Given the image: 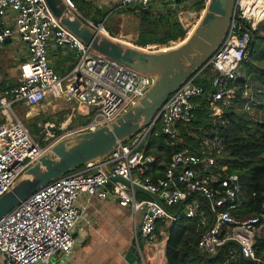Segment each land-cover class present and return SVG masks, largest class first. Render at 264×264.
Masks as SVG:
<instances>
[{"label":"built area","instance_id":"2783aa9c","mask_svg":"<svg viewBox=\"0 0 264 264\" xmlns=\"http://www.w3.org/2000/svg\"><path fill=\"white\" fill-rule=\"evenodd\" d=\"M67 1L75 8L71 0ZM197 1L202 14L210 0ZM150 2L116 0L117 9L146 8ZM262 21L264 0H235L222 44L200 71L169 94L150 123L118 143L102 163L89 162L64 174L4 214L0 218V264H48L58 252L69 254L75 243L73 229L83 217L84 208L74 204L81 194L102 200L113 196L119 205L130 208L137 222L134 243L139 253L138 264H148L141 243L143 240H157V221L179 218V215L167 212L166 206H175L189 199L183 214L194 218L199 214V198L208 203L213 223L209 226L206 217L200 216L202 229L197 238L198 249L214 255L225 241L232 240L238 244L244 258L260 260L254 250L253 231L259 218L263 217L264 206L257 216L238 218L232 214L242 204V186L238 174L227 171V164L217 166L224 147L222 138L202 136L204 148L198 153L188 147L172 152L164 164L163 176H153L156 157L147 150L149 136L155 127L160 126L162 132L174 141L176 124L194 119L197 106L194 99L204 95V86L197 83L198 79L205 78L210 85L205 99L212 116L221 114L220 103L232 104L240 67L249 52L251 34ZM92 24L111 37L102 23ZM189 33L190 26L185 36ZM15 37L25 44L28 56L19 64L18 82L0 91V196L60 139L109 124L124 113L152 82L150 76L82 43L56 20L45 0H0V45ZM121 42L150 52L168 49L158 44L140 46ZM49 44L67 47L76 53V61L64 77L56 74L49 63ZM45 101L65 102L61 110L72 104L71 114L62 119L56 115L48 121L40 120L38 126L42 135L35 139L17 118L13 106L17 103L36 106ZM76 111L91 116L85 123L69 126ZM178 168L180 171L175 176ZM113 177H121L130 184ZM132 184L156 194L162 205L153 198H139ZM226 225L231 227V232L221 237Z\"/></svg>","mask_w":264,"mask_h":264},{"label":"trees","instance_id":"16d2710c","mask_svg":"<svg viewBox=\"0 0 264 264\" xmlns=\"http://www.w3.org/2000/svg\"><path fill=\"white\" fill-rule=\"evenodd\" d=\"M71 1L84 17L89 20L91 18L94 22L97 21L91 17L92 8L84 0ZM184 1L174 0V3L177 5ZM168 2L171 1H166L158 10L150 5L146 8L128 7L123 9L134 13L136 16L137 24L134 32L136 45H161L171 40L182 39L185 36L186 30L177 17L176 9L170 7ZM106 15L107 12L103 13L102 16L106 17ZM106 21H104L103 26L109 30L111 28L105 26ZM191 29L192 27L190 31ZM253 36L254 40H250L248 44L249 52L242 62L240 76L235 83L237 89L232 104L227 106L220 103L221 114L212 116L211 109L205 99L210 90V85L205 78L198 79L197 83L204 86V95L194 99L197 101L194 119L189 123L178 122L176 124L177 137L174 141H171L162 132L160 126L155 127L149 136L147 150L148 153L156 157L154 164L156 169L158 163L168 162L172 152L183 147H188L197 153L200 152L204 148L201 139L204 135L210 137L217 135L222 138L224 147L220 152L221 157L218 159L217 166L225 163L228 166V172H236L239 176L242 186V204L235 211H232V214L238 218L257 216L264 206V122L248 119L238 113L234 107L242 101L247 79L251 75L257 76L264 83V73L253 67L254 62L258 60L257 51L259 44L264 42V36L260 34L258 27L253 31ZM258 74L261 76L258 77ZM5 84H0V88ZM7 84L13 85L12 83ZM42 116L40 114L34 118L48 120L41 118ZM72 125L70 123L69 126ZM159 168L154 175L163 176V170L161 167ZM137 195L142 196L145 193L138 191ZM199 201V214L194 218H188L183 214L184 203H186L183 202L181 205L177 204L166 208L170 214L179 215L178 219L171 221L169 225L166 224V219L157 221L156 234L158 235L162 229L168 232L165 246L166 264H255L239 256V246L232 240L225 241L214 255H209L198 249L197 238L202 229L199 222L200 216L206 217L209 226L213 223L208 203L203 198H199ZM230 232L231 227L226 225L220 236L224 237ZM253 233L255 254L264 264V212Z\"/></svg>","mask_w":264,"mask_h":264},{"label":"water","instance_id":"95a60500","mask_svg":"<svg viewBox=\"0 0 264 264\" xmlns=\"http://www.w3.org/2000/svg\"><path fill=\"white\" fill-rule=\"evenodd\" d=\"M45 1L56 20L82 43L140 74L150 76L152 82L124 113L109 124L63 137L26 168L0 196V218L49 182L89 162L102 163L118 143L150 123L169 94L200 71L222 44L235 3V0H210L186 39L171 48L150 52L109 37L81 16L67 0ZM102 168L107 171L103 165ZM178 171L180 168L175 171V176ZM113 178L130 184L121 177ZM132 186L162 205L156 194L138 185ZM239 256L246 261L263 264L260 260L244 258L240 250ZM126 261L129 264L139 262L133 246L127 252Z\"/></svg>","mask_w":264,"mask_h":264},{"label":"crops","instance_id":"0c3cea01","mask_svg":"<svg viewBox=\"0 0 264 264\" xmlns=\"http://www.w3.org/2000/svg\"><path fill=\"white\" fill-rule=\"evenodd\" d=\"M84 1L92 8L90 12L91 17H94L95 20H97L95 22L99 24H103L105 20H108L111 12L119 10L117 9L116 0ZM152 2L153 0H151L149 4L150 6H153ZM105 12H107V18L102 16ZM78 13L83 16L81 12L78 11ZM84 18L89 20L86 17ZM89 21L95 23L91 18ZM5 43L11 46H18L16 53L12 57V59L15 60L13 62H18L20 64L27 58V48L17 37L9 39L4 42V44ZM47 53L51 67L59 76L60 74L65 76L75 63L72 55H76V53L67 47H53L49 44ZM18 68L19 65L17 67V73ZM17 82L18 76H16L15 81L12 79H8L7 81L0 80V84L6 83L5 86L0 88V91L7 86H12L7 83L15 85ZM65 104L66 103L63 101H56L54 103L45 101L36 106L17 103L21 108L27 107L24 112L25 116L37 117L42 114L43 116L41 118H47L48 120H50L52 116H56L57 111H62L61 109H63ZM48 106L50 109H48ZM71 106L72 104H68L66 109H68V107L71 108ZM70 114L71 112L67 113L66 116ZM78 115L83 114L76 111V117L70 119L69 125L70 123L73 124L76 122ZM164 164L165 163H158L156 169L154 167L152 172L153 176H156L154 174L158 172V169H160L159 167L164 170ZM207 170L208 169H205L204 171L207 172ZM142 196H145L142 197L145 199L152 198L146 193ZM74 204L78 208L81 209V207H83L84 209L83 217L78 220L73 229L75 243L72 251L67 255L59 252L54 254L48 264H129L126 261V255L131 246L134 247L135 255L139 257L134 243V229L137 222L129 207L119 205L113 196H109L102 200L94 196L90 197L86 194L79 195L74 201ZM184 205H186V203H184ZM165 221L167 225L171 222L168 219ZM167 239L168 232L162 229L158 233L155 242L142 241L141 248L148 259V264H166L165 246Z\"/></svg>","mask_w":264,"mask_h":264},{"label":"rangeland","instance_id":"374dc122","mask_svg":"<svg viewBox=\"0 0 264 264\" xmlns=\"http://www.w3.org/2000/svg\"><path fill=\"white\" fill-rule=\"evenodd\" d=\"M166 1H171L168 2V4L170 7L176 9L177 17L182 23L185 30L188 26H190L191 28L195 24L196 20L199 18V15L201 14V9L197 0H185L184 2L177 5L174 3V0H153V8L155 10L160 9ZM109 16L110 17H108L105 26L110 27L111 29L107 30L104 28L108 32V34L113 38H117L118 40L126 41L135 45L134 40L136 38V35L134 32L135 26L137 24L135 14L131 13L128 10L119 9L111 12ZM258 28L260 34L264 36V21L259 24ZM185 38L186 36H184L182 39L178 38L174 41H168L166 44H162L159 47L170 48L176 46L181 43ZM251 40H254L253 33L251 34ZM17 49L18 46H11L8 43H2L0 45V80L7 81L8 79H12L15 81L16 76H18L17 67L19 63L13 62L15 60L12 59ZM257 55L258 60L254 62L253 67L256 70L264 73V42L263 44H259ZM72 57L73 60L76 61V55L74 54L72 55ZM60 76L64 77V75L62 74H60ZM260 76L261 74H258V77ZM259 79L255 75H251L247 79L242 101L237 103L234 107L238 113L244 115L246 118L264 122V83L261 81V79ZM26 108L27 107L21 108L17 104L13 106L16 116L23 122L25 126H27L30 134L35 139H40L42 135V133L40 132L41 129L38 126V122L40 120L34 117L25 116L24 112ZM48 109H50L49 106ZM69 112H71L70 107H68V109L66 110L57 111L56 115L59 119H62ZM90 116L91 114L84 116L78 115V119L75 123H73V125L87 122ZM142 197L145 196H139V198ZM169 207L170 206H166V208Z\"/></svg>","mask_w":264,"mask_h":264},{"label":"bare ground","instance_id":"6f19581e","mask_svg":"<svg viewBox=\"0 0 264 264\" xmlns=\"http://www.w3.org/2000/svg\"><path fill=\"white\" fill-rule=\"evenodd\" d=\"M193 29V28H192ZM192 31V30H191ZM191 31H190V33H191ZM186 39V38H185ZM60 106V105H59Z\"/></svg>","mask_w":264,"mask_h":264}]
</instances>
